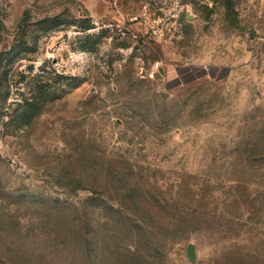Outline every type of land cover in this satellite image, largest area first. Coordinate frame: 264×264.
<instances>
[{
  "label": "rangeland",
  "instance_id": "1",
  "mask_svg": "<svg viewBox=\"0 0 264 264\" xmlns=\"http://www.w3.org/2000/svg\"><path fill=\"white\" fill-rule=\"evenodd\" d=\"M263 134L264 0H0V264L72 261L45 241L59 203L104 202L76 183L125 166L182 214L264 202L245 185ZM252 218L172 231L166 264H264V207Z\"/></svg>",
  "mask_w": 264,
  "mask_h": 264
},
{
  "label": "trees",
  "instance_id": "2",
  "mask_svg": "<svg viewBox=\"0 0 264 264\" xmlns=\"http://www.w3.org/2000/svg\"><path fill=\"white\" fill-rule=\"evenodd\" d=\"M251 146L246 156L255 164L251 168L253 177L262 180L245 185L263 189L264 186L258 182L264 181V134L255 137ZM235 153L236 158L244 156L243 151ZM111 169L114 172L118 170ZM121 170H124L122 177L125 179L120 181H94L91 187L88 183H81L82 181L76 183L81 189L99 195L104 194V190L109 191L111 195H106L104 202L98 197L95 200L97 202L93 201L92 207H89V199L76 204L59 203L62 207L67 205L60 215V228L57 231V226L54 225L56 230L47 233L45 241L61 245L73 258L72 261L65 260L61 264H166L167 258L162 251L166 248L168 234L172 231L190 230L191 227L210 221L225 231L235 229L250 233L257 224L252 216L260 213L264 207V202L258 201L257 197L252 198L248 207L249 199H243L238 192L231 199L215 201L214 210H207L204 215L201 210L204 209L205 202H197L191 214L187 211L182 214L183 210L178 204L171 203L160 193L157 183L136 180L135 178H143V173L132 170L129 166ZM65 212H71L72 221H67L69 216ZM93 215H97V218L91 224ZM39 220L42 222L44 219L39 217ZM22 262L21 264H35L29 259ZM10 263L20 264L14 260H10Z\"/></svg>",
  "mask_w": 264,
  "mask_h": 264
},
{
  "label": "water",
  "instance_id": "3",
  "mask_svg": "<svg viewBox=\"0 0 264 264\" xmlns=\"http://www.w3.org/2000/svg\"><path fill=\"white\" fill-rule=\"evenodd\" d=\"M160 71H161V73H163L162 70H160ZM161 97L164 100H166V98H167V96L164 93H161ZM188 254H189L190 260L193 261L194 260V257H193V247H192V245H189Z\"/></svg>",
  "mask_w": 264,
  "mask_h": 264
},
{
  "label": "built area",
  "instance_id": "4",
  "mask_svg": "<svg viewBox=\"0 0 264 264\" xmlns=\"http://www.w3.org/2000/svg\"><path fill=\"white\" fill-rule=\"evenodd\" d=\"M143 75H144V77H147V76H149L150 78H153V77H154V74L147 75V74L145 73V74H143Z\"/></svg>",
  "mask_w": 264,
  "mask_h": 264
}]
</instances>
